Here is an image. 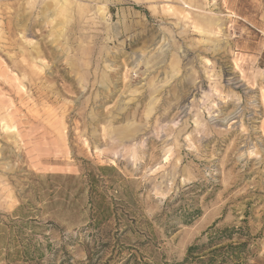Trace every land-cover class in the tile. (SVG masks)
Segmentation results:
<instances>
[{
    "label": "rangeland",
    "instance_id": "374dc122",
    "mask_svg": "<svg viewBox=\"0 0 264 264\" xmlns=\"http://www.w3.org/2000/svg\"><path fill=\"white\" fill-rule=\"evenodd\" d=\"M240 243L264 264V0H0V264Z\"/></svg>",
    "mask_w": 264,
    "mask_h": 264
},
{
    "label": "trees",
    "instance_id": "16d2710c",
    "mask_svg": "<svg viewBox=\"0 0 264 264\" xmlns=\"http://www.w3.org/2000/svg\"><path fill=\"white\" fill-rule=\"evenodd\" d=\"M233 235L242 236L241 229L232 227V228H227L221 231H217L213 235L209 236V241L210 243H212L219 239H230L233 237ZM244 246H245V243H240L235 247H232L231 245L227 246L226 248L232 249L234 250V252H237V253H231V255L229 253L227 257H223V259L225 260L223 261V264H245L244 261H241L239 257L240 254L243 252L242 249L244 248ZM220 249H223V248H220ZM220 249H214L213 251H211L208 254L211 257L210 259H212V257H217ZM196 250H198L197 246L190 247L188 250V258L190 257L194 258L192 255L193 253H195ZM228 257L230 258V260L226 261V259L228 260Z\"/></svg>",
    "mask_w": 264,
    "mask_h": 264
},
{
    "label": "bare ground",
    "instance_id": "6f19581e",
    "mask_svg": "<svg viewBox=\"0 0 264 264\" xmlns=\"http://www.w3.org/2000/svg\"><path fill=\"white\" fill-rule=\"evenodd\" d=\"M108 18V17H107ZM19 26V25H18ZM114 26V25H113ZM116 28V27H115ZM154 30V29H153ZM156 33V32H155ZM150 38V37H149Z\"/></svg>",
    "mask_w": 264,
    "mask_h": 264
}]
</instances>
